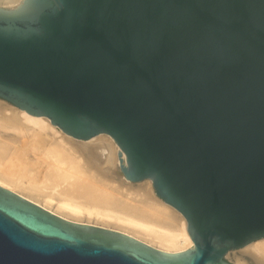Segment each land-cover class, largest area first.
Returning <instances> with one entry per match:
<instances>
[{
	"label": "water",
	"instance_id": "obj_1",
	"mask_svg": "<svg viewBox=\"0 0 264 264\" xmlns=\"http://www.w3.org/2000/svg\"><path fill=\"white\" fill-rule=\"evenodd\" d=\"M0 102L151 181L193 246L166 252L0 186V264H230L264 239V0H0Z\"/></svg>",
	"mask_w": 264,
	"mask_h": 264
},
{
	"label": "rangeland",
	"instance_id": "obj_2",
	"mask_svg": "<svg viewBox=\"0 0 264 264\" xmlns=\"http://www.w3.org/2000/svg\"><path fill=\"white\" fill-rule=\"evenodd\" d=\"M0 108L3 109V112L0 113V146H1L0 151H2L0 152V158H1L0 172L13 173V175L18 174L19 177L22 176L23 184L27 182L28 178H32L33 175L42 176V178L41 176H37L40 178V179L37 178V180L38 182L40 181L39 184L42 188L40 186L36 187L39 189H31V188L25 189L21 187L22 190L16 189L15 193L19 195L21 194L22 197L28 198V200L30 201L33 200L37 202L39 205H43L47 210L59 214L60 211L57 208L58 207L57 204H60L59 203L60 201L68 199L67 196H65V194L63 193L64 187L61 185V181H56L57 183L55 182L52 184L46 177H44V175L46 174L48 175L52 170L60 171L62 168L64 169L65 167H66L65 169H67L69 173L72 172L73 174V171L76 168H78L82 172V174L79 175L81 176L82 179L91 177L94 183H97L98 185H100L105 189L110 188L111 190L109 192L114 193L113 198L116 200L117 199L119 201L129 200L136 203H140L143 201L141 196V193L143 192L142 188L148 187L150 196L152 198V202L167 207V205H164V203L156 197L155 193H153V187L151 181H143L140 183L131 184L119 178L117 175H115V170L118 169V161L114 150L109 149L112 151L111 161H108L109 156L107 154H105L102 157L99 155L94 157L88 154L86 151L85 145H87L88 143L74 141V139L65 135L64 133L57 130L53 126H51L49 130L48 129L45 130L46 132L45 131L41 132V134L43 133L42 137H44L49 141V146H48V144H45L42 141H40L38 138H35L36 135H35V131L33 130H36L37 128L32 129L31 126L28 125L23 119H21L23 123L21 122V125H19L18 127L7 126L3 122L4 119L10 117L12 112H19L17 108L13 107L8 103H3V102H0ZM33 141L35 142L33 143ZM99 142H104L111 146V140L108 138V136L96 137L89 144H95ZM56 144L62 147L61 153L63 154L62 156H64L63 160L65 162L63 160L61 161V159H58L57 156L53 154V151L50 150ZM23 151L25 153H23ZM24 156H26L27 158ZM23 160L26 161L27 165ZM13 161L14 163H12ZM8 163L10 168L8 166ZM16 163L18 164V166H16L17 165ZM37 163L38 165L41 164V166H38ZM23 170L26 172H24ZM36 171L38 172V174H34V172L37 173ZM58 183L60 184L58 185ZM112 190L114 191L112 192ZM48 197H51L52 200L50 199L48 200L47 199ZM71 200L72 203H74L78 207L79 212L78 214L73 213L68 215V213L61 211L60 214L62 213L63 215L65 213V217H64L65 219L79 223H87V224H92L100 227L117 230L125 234H128L132 237H135L137 239H140V237L136 233L134 234L132 233V231H135L133 230L134 228L131 229L129 228V226H124L118 223L115 220V218L109 220L108 218L100 217L101 215L106 214V212L110 214H114L111 213L112 211L109 212L110 209L108 211L105 210L106 208L101 209L97 206V204H88L85 200L82 201L80 199L79 200L71 199ZM167 209L172 219L170 220V227L168 228L166 227L167 228L166 230H170L169 232L171 231L178 232V228L182 225L183 219L178 213L176 214V212H174L169 207H167ZM112 210L115 211V209ZM141 241L147 242L153 247L166 251L165 250L166 245L164 243H161L157 237L156 238L149 237L147 241L144 240ZM261 243H264V239H261L260 241H257L243 249L232 251V253H229L225 256V260L230 264H262L257 260L256 257L250 254L253 248Z\"/></svg>",
	"mask_w": 264,
	"mask_h": 264
},
{
	"label": "bare ground",
	"instance_id": "obj_3",
	"mask_svg": "<svg viewBox=\"0 0 264 264\" xmlns=\"http://www.w3.org/2000/svg\"><path fill=\"white\" fill-rule=\"evenodd\" d=\"M2 112H3V109L0 108V113H2ZM21 119H23L28 125H30L32 129L37 128L36 130H33V131H35V135H36L35 138H38L40 141H42L45 144H48V146H49V141L47 139H45L44 137H42L43 133L41 134V132H43L47 129L49 130L50 127L52 126L48 119L41 118V117H33V116L27 114L26 112L19 111V112H12L10 117L4 119L3 122L7 126L18 127L19 125H21V122H22ZM57 130H59V129H57ZM25 132H27V131H25ZM108 138L111 140V146L104 143V142L89 144L93 139H91L89 141H80V142L88 143L87 145H85L86 151L88 154H90L94 157L97 155L102 157L105 154H107L109 156L108 161H111V158H112V151L109 149L114 150V152L117 156L118 167H119V164H120L119 159H121V153L115 148V142L110 137H108ZM34 142L35 141H33V143ZM37 142H38V140H37ZM28 144H30V143H28ZM40 144H41V142H40ZM32 145H35V144H32ZM38 146H39V144H38ZM37 150H38V148H37ZM50 150L53 151V154H55L58 159H61V161L63 160L64 156H62L63 154L61 153V150H62L61 146L56 144ZM19 151H17V152H19ZM24 151H23V153H25ZM0 152H2V151H0ZM27 154H28V152H27ZM27 154H26V156H27ZM26 156H24V157H26ZM4 159H5V157H4ZM24 162L27 165L26 161H24ZM27 162H28V160H27ZM12 163H14V161ZM33 165H35V164H33ZM37 165H38V163H37ZM8 166H9V163H8ZM16 166H18V164ZM38 166H41V164ZM21 167H22V165H21ZM9 168H10V166H9ZM65 168L64 169L62 168L60 171L52 170L48 175L47 174L44 175V177H46L52 184L55 183L56 181H61V185L64 187L63 193L65 194V196H67L68 199L60 201L59 202L60 204H57V206H58L57 208L60 212L64 211V212L68 213V215L73 214V213L78 214L79 209L74 203H72L71 199H78V200L80 199L81 201L85 200L88 204H97V206L101 209L106 208L105 210H107V211L110 209L109 212L112 211L111 213H114V214H110V213H107L105 211L106 214L101 215L99 213L101 215L100 217L108 218L109 220L115 218V220L118 223H120L124 226H129V228H131V229L134 228L133 230H135V231H132V233L133 234L136 233L140 237L141 240L147 241L149 239V237H155V238L157 237L161 243H164L166 245V249H165L166 252L185 251V250H187L193 246V243H192V241H191V239L187 233V230H186L185 219L177 211H175L173 208H171L168 205H167V207H169L174 212H176V214L178 213L182 217L183 222H182V225L178 228V232L171 231V232H173V233H171V232H169L170 230H166L168 227H170V220L172 218L169 214L167 207L161 206V204L152 202V198L150 196L148 187L142 188L143 192L141 193V196H142L143 201L140 203H136V202L129 201V200L119 201L118 199L116 200L113 198L114 193L109 192L111 190L110 188L105 189V188L101 187L100 185H98L97 183H94L93 180L91 179V177L86 178V179H82L81 176H79L82 174V172L78 168H76L73 171V174H72V172L69 173L68 170ZM24 172H26V171H24ZM39 173H41V172H39ZM34 174H38V172L37 173L34 172ZM20 175H22V174H20ZM29 175H31V174H29ZM37 176H41V175H37ZM37 176L33 175L32 178H28L27 182L23 184V177L22 176L19 177L18 174L13 175V173L0 172V186L4 187L10 191H13V192H15L16 189H21V187H23L25 189H30V188L31 189H39V188H36V187L40 186V184H39L40 181L38 182V180H37V178H39V177H37ZM41 178H42V176H41ZM123 180L126 181L125 179H123ZM126 182H128V181H126ZM128 183H130V182H128ZM59 184L60 183H58V185ZM113 191L114 190H112V192ZM132 195H134V194H132ZM156 197H157V195H156ZM26 199L28 200V198H26ZM47 199L52 200L51 197H48ZM33 203L39 205L35 201H33ZM164 205H166V204L164 203ZM39 206L46 209L43 205H39ZM112 209H115V211H113ZM50 212L54 213L53 211H50ZM60 212H59V214H60ZM54 214H56V213H54ZM59 214H56V215H58L59 217H62V218L65 217V213L63 215H62V213L60 215ZM88 214H90V213H88ZM73 216H75V215H73ZM145 243L148 244L147 242H145ZM148 245H150V244H148ZM250 254H252V256L256 257L260 263L264 264V243H261V244H258L257 246H255Z\"/></svg>",
	"mask_w": 264,
	"mask_h": 264
}]
</instances>
